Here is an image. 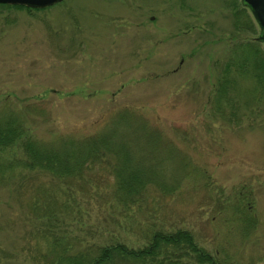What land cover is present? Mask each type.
I'll return each instance as SVG.
<instances>
[{
  "label": "rangeland",
  "instance_id": "obj_1",
  "mask_svg": "<svg viewBox=\"0 0 264 264\" xmlns=\"http://www.w3.org/2000/svg\"><path fill=\"white\" fill-rule=\"evenodd\" d=\"M259 31L241 0L0 7V116L12 112L27 134L49 141L92 134L127 107L201 169L176 193L149 185L140 202L123 207L105 195L107 175L4 169L23 156L19 143L7 147L0 264H56L62 252L117 242L139 248L147 230L178 228L222 264H264V87L239 66L250 44L264 55ZM228 62L236 116L226 122L214 95ZM243 205L251 224L239 218Z\"/></svg>",
  "mask_w": 264,
  "mask_h": 264
},
{
  "label": "trees",
  "instance_id": "obj_2",
  "mask_svg": "<svg viewBox=\"0 0 264 264\" xmlns=\"http://www.w3.org/2000/svg\"><path fill=\"white\" fill-rule=\"evenodd\" d=\"M0 7L39 10L22 5L0 4ZM239 66L249 68L251 75L264 87V55L252 44ZM230 69L228 62L214 95L215 110L226 122L236 116L234 106L228 105L235 100L230 92ZM229 106L231 110L226 111ZM17 143L23 156L7 161L4 169L41 170L58 178H81L84 174L98 171L112 179L105 195L123 207L140 202L149 185H154L162 194L176 193L186 178H194L201 171L191 156L166 138L158 126L127 107L116 110L92 134L81 137L59 135L49 141L27 134L25 123L12 112L2 114L0 151ZM239 212L242 221L253 223L247 206L243 205ZM144 236L145 245L139 248L117 242L94 249L85 248V251H66L58 256L56 264H115L118 261L134 264H222L218 255L199 246L187 229L147 230Z\"/></svg>",
  "mask_w": 264,
  "mask_h": 264
},
{
  "label": "water",
  "instance_id": "obj_3",
  "mask_svg": "<svg viewBox=\"0 0 264 264\" xmlns=\"http://www.w3.org/2000/svg\"><path fill=\"white\" fill-rule=\"evenodd\" d=\"M61 0H0V4L22 5L29 8L42 9L59 3ZM248 7L259 26L258 42L264 43V0H241Z\"/></svg>",
  "mask_w": 264,
  "mask_h": 264
}]
</instances>
